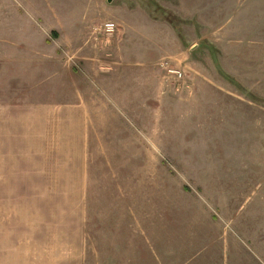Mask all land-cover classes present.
I'll return each mask as SVG.
<instances>
[{
    "label": "rangeland",
    "instance_id": "obj_1",
    "mask_svg": "<svg viewBox=\"0 0 264 264\" xmlns=\"http://www.w3.org/2000/svg\"><path fill=\"white\" fill-rule=\"evenodd\" d=\"M104 21L111 34L94 29ZM51 28L88 30L92 45L86 68L68 62L91 74L99 137L85 214L71 215L72 183L31 174L26 143L0 135V251L57 232L102 243L84 264H264V0H0L4 32ZM59 209L60 235L48 221Z\"/></svg>",
    "mask_w": 264,
    "mask_h": 264
},
{
    "label": "crops",
    "instance_id": "obj_2",
    "mask_svg": "<svg viewBox=\"0 0 264 264\" xmlns=\"http://www.w3.org/2000/svg\"><path fill=\"white\" fill-rule=\"evenodd\" d=\"M85 32L68 33L51 28L8 34L0 29V45H4L0 47V135L4 139L5 134L11 135V140L26 143L22 149L26 151V170L31 174L39 170L49 174L51 181L74 185L72 188L78 195L70 198L78 200L71 215L80 216L81 222L89 181L88 144L99 137H95L98 134L93 124L94 109L90 103L93 96L88 95L89 87L83 90L86 77L91 74L80 75L68 62L72 56L81 60L85 68L90 62L91 56L84 50L90 51L92 45L86 41L88 30V35ZM99 40L93 44L95 47ZM65 55L68 56L64 59ZM92 70L98 74V81H121L110 69H101L100 73L98 68ZM58 190L59 193L49 195L61 197L62 190ZM63 212V209L56 214L48 212L52 214L49 225L52 231L58 229L59 235ZM112 244L116 249L125 242L118 240ZM91 245L99 248L102 243L94 239L91 244L84 237L58 236L56 232L48 237L26 238V254L18 255L24 250L17 247L5 254L1 248L0 261H5L6 255L12 259L14 254L21 261H25L26 255V264H84L88 256L86 248ZM117 258L120 260L121 255ZM106 261L112 260L104 258L102 262Z\"/></svg>",
    "mask_w": 264,
    "mask_h": 264
},
{
    "label": "built area",
    "instance_id": "obj_3",
    "mask_svg": "<svg viewBox=\"0 0 264 264\" xmlns=\"http://www.w3.org/2000/svg\"><path fill=\"white\" fill-rule=\"evenodd\" d=\"M115 28V24L112 21H104L102 22L97 28H94L97 30V32L105 33L106 34H111ZM160 64H163V62H158ZM166 74L172 76L174 79L177 81L181 78L182 76V70L176 68V67H164Z\"/></svg>",
    "mask_w": 264,
    "mask_h": 264
}]
</instances>
